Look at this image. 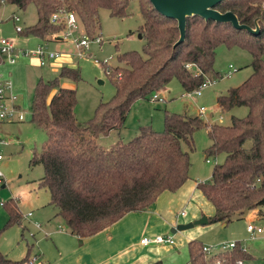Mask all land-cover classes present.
Wrapping results in <instances>:
<instances>
[{
	"label": "trees",
	"instance_id": "1",
	"mask_svg": "<svg viewBox=\"0 0 264 264\" xmlns=\"http://www.w3.org/2000/svg\"><path fill=\"white\" fill-rule=\"evenodd\" d=\"M2 1L21 10L33 5L37 21L22 33L43 41L56 29L61 30V25L50 22L58 8L73 12L91 36L99 25L101 10L123 19L131 2L0 0V5ZM137 3L143 20L137 31L144 41L142 53L118 54L122 66L110 74L116 93L110 101L99 104L91 120L78 123L75 90L60 86L62 80H80L76 69L60 68L56 78L48 82L40 79L33 91L31 122L46 135L40 153L32 160L43 169L39 186L47 190L49 205L57 210L66 230L80 239L103 231L129 212L148 209L163 192L178 190L188 180L190 168L189 153L182 146L193 150L192 136L204 127L211 141L206 154L214 158L224 155L223 162L215 164L209 182L200 185L214 208L208 224H228L243 219L248 211L264 208V0H223L215 7L220 13L232 12L241 25L253 30L258 27L256 34L230 23L193 16L186 19L184 41L177 46V22L157 13L148 0ZM219 45L240 47L251 56V75L216 99L221 112L247 108L245 117H231L230 125L224 126L206 125L199 116L165 113L162 132L140 127L128 142L109 148L98 144V138L123 126L134 101L151 99L173 79L191 92L207 78L217 76L213 63ZM7 207L6 226L19 222L16 201L11 200ZM202 247L200 241L189 242L190 264H212L217 259L222 264H235L248 258L236 244L234 249L206 260ZM28 253L19 262L0 253V264L24 263Z\"/></svg>",
	"mask_w": 264,
	"mask_h": 264
},
{
	"label": "rangeland",
	"instance_id": "2",
	"mask_svg": "<svg viewBox=\"0 0 264 264\" xmlns=\"http://www.w3.org/2000/svg\"><path fill=\"white\" fill-rule=\"evenodd\" d=\"M13 16L19 18V23L13 22ZM36 21L37 14L33 5L21 10L8 3L1 4L0 40L11 41L16 49L26 51L35 50L40 45L45 46L47 52L70 54L72 66L79 72L80 80L78 82L62 80L60 85L68 83L73 87L76 94L75 117L78 123L86 124L94 117L99 104L110 101L116 93L111 75L117 67L122 66L117 61L118 54L131 51L142 53L144 41L138 38L137 31L143 20L137 0H131L128 15L123 19L110 17L106 10H101L99 25L91 36L85 33L79 20V28L73 30L65 41L60 39L65 31L62 27L61 30L56 29L48 35L46 42L15 31V27L18 26L23 32ZM98 36L102 40L101 44L92 40V37ZM82 37L87 39L88 46L83 50V57L77 58L74 55L76 53L74 41ZM16 61L10 71L6 70V64L3 68L0 67V79L11 83V93L17 96V105L24 113L22 122H0V140L7 142L6 146L0 148L3 155L1 162L3 185L0 187V253L12 261L19 262L27 255L28 250L31 249L33 252L36 250L38 241L45 239L43 232L35 229L34 222L41 224L43 228L45 219L53 218L56 213V209L49 205L47 190L39 186L43 175L42 166L32 161L40 153L46 135L31 122V102L36 83L40 79L43 82L53 80L58 76L59 69L52 68L50 62L41 67L39 60L34 57L18 58ZM230 65L235 70L231 75L225 76ZM250 65L251 56L246 50L237 46L228 48L219 45L215 50L213 63L217 76L207 78L210 84L202 88L199 97L186 96L187 92L183 90L179 81L173 79L157 93L159 100L153 101L151 98L134 101L123 126L107 136L98 138V144L103 148H109L117 142H128L137 135L140 127L150 126L153 131L162 132L165 113L199 116L206 125H230L231 117H245L247 108L238 107L229 112H221L217 107L216 99L219 95L226 94L229 89L241 85L252 73ZM188 69L197 72L192 66H188ZM106 71L111 75H106ZM200 107L205 110L203 114L199 113ZM192 139L193 150L182 146L183 150L189 153L190 158L188 178L194 182L208 183L215 162L217 164L223 162L224 155L220 154L214 158L206 154L211 144L207 127L196 130ZM11 200H14V203L16 201L21 216L19 222L6 226L9 220L7 206L11 205ZM1 203L7 206L3 207ZM30 212L33 216L30 219L25 218ZM252 212L257 213L248 211V213ZM248 222L236 221L231 223L228 229L221 231L232 233L246 251H249L253 245L254 251L264 250L258 241L250 239L247 235ZM58 223L62 229L66 228L63 222L58 220ZM259 223L255 226L264 229V220ZM207 238L208 236H203V239ZM218 238L224 239V237Z\"/></svg>",
	"mask_w": 264,
	"mask_h": 264
},
{
	"label": "crops",
	"instance_id": "3",
	"mask_svg": "<svg viewBox=\"0 0 264 264\" xmlns=\"http://www.w3.org/2000/svg\"><path fill=\"white\" fill-rule=\"evenodd\" d=\"M5 64L7 71H10L14 65L4 62L0 67L3 68ZM65 65L73 68L71 55L67 53H63L51 64V67L60 69L66 67ZM60 86L73 89L68 83H62ZM201 184L204 183L194 182L188 178L175 192L160 194L148 209L129 212L103 231L82 239L59 226L58 220L61 219L56 216V210L53 218L45 219V227L41 229L45 239L38 241L34 252L29 250V253L31 251L33 253L31 252L30 256L28 253L27 261L21 264H154L155 262L190 264L188 244L193 240L209 246L219 244L221 241L235 242L241 247L232 233L221 231L228 229L229 225L236 221H249L246 225L247 235L264 248V229L258 226L262 228V233L254 237H251L247 231L248 225L255 226L264 220V208L254 210L256 214L247 213L243 219L233 220L228 224H207L203 227L198 225L187 230L171 232L178 225L194 222L202 216L207 219L213 216L214 208L200 191ZM155 236H171L174 244L142 245L140 243L143 238ZM203 236L208 238L203 239ZM241 248L246 251L245 248ZM254 250L253 245L249 251H246L248 258L242 260L243 264H264V250ZM33 259L35 260L30 263Z\"/></svg>",
	"mask_w": 264,
	"mask_h": 264
},
{
	"label": "built area",
	"instance_id": "4",
	"mask_svg": "<svg viewBox=\"0 0 264 264\" xmlns=\"http://www.w3.org/2000/svg\"><path fill=\"white\" fill-rule=\"evenodd\" d=\"M3 3V1H2ZM13 21L15 23H19V18L13 16ZM50 22L55 25H61L63 27V35L60 37L63 41L71 36L73 30H77L79 28V22L77 16L73 12H68L64 9L58 8L50 17ZM15 31L20 34L22 29L18 26L15 27ZM92 40L95 41L97 44H101L102 40L100 36L92 37ZM76 53L74 54L77 58L83 57V50L87 49L88 41L85 37H82L80 40L74 41ZM62 55L58 52H47V48L45 46H37L35 50L26 51L23 49H16L11 41H7L5 39L0 40V64L7 62L8 64H14L18 58H30L34 57L39 60V65L41 67L45 66L47 63H53L55 60H58ZM107 64V63H104ZM235 69L230 65L228 67L227 74L225 76H229ZM106 75H110L108 71L105 72ZM209 81H205L202 86L198 89L193 90L191 92L185 93L186 96H197L201 95V90L204 86L209 85ZM152 100H159L157 95L152 97ZM204 108H199V113H204ZM24 120V113L20 110L19 106L17 105V96L12 95L11 93V83L7 80L0 79V122H22ZM7 142L0 140V148L2 146H6ZM3 161V155L0 151V187L3 185V173L1 171V162ZM2 206V203H1ZM33 214L30 212L25 215V218L30 219ZM34 227L36 230L42 229V225L34 222ZM247 231L250 233L251 237L262 233V228L255 227L254 225H248ZM140 243L142 245L148 244H168L173 245L174 240L171 236H155L152 238H143L141 239ZM236 246L235 242L231 243H219L216 245L206 246L203 245L202 252L204 258L206 260L210 259L213 255H217L219 253H225ZM35 259H33L30 263H32ZM212 264H222L220 260H216ZM235 264H243L241 260L235 262Z\"/></svg>",
	"mask_w": 264,
	"mask_h": 264
},
{
	"label": "water",
	"instance_id": "5",
	"mask_svg": "<svg viewBox=\"0 0 264 264\" xmlns=\"http://www.w3.org/2000/svg\"><path fill=\"white\" fill-rule=\"evenodd\" d=\"M153 9L160 15L175 20L179 31V39L174 46L179 45L184 41L186 30V19L198 16L205 21H214L216 23H230L238 30L249 31L253 34L258 32V27L255 30L248 26L241 25L236 16L232 12L220 13L215 10L217 4L223 0H148ZM141 39V36L138 35ZM208 224V219L202 216L200 219L176 226L171 232L183 231L194 226H204Z\"/></svg>",
	"mask_w": 264,
	"mask_h": 264
}]
</instances>
